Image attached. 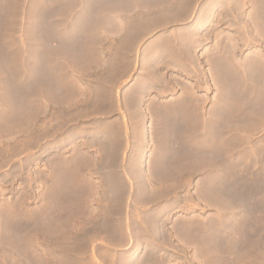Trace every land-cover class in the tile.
I'll return each mask as SVG.
<instances>
[{"label": "rangeland", "instance_id": "1", "mask_svg": "<svg viewBox=\"0 0 264 264\" xmlns=\"http://www.w3.org/2000/svg\"><path fill=\"white\" fill-rule=\"evenodd\" d=\"M3 1L0 264H264V0Z\"/></svg>", "mask_w": 264, "mask_h": 264}, {"label": "bare ground", "instance_id": "2", "mask_svg": "<svg viewBox=\"0 0 264 264\" xmlns=\"http://www.w3.org/2000/svg\"><path fill=\"white\" fill-rule=\"evenodd\" d=\"M4 1H5V0H4ZM4 1H3V2H4ZM4 3H7V2H4ZM20 4H21V3H20ZM17 5H18V3H17ZM21 5H22V4H21ZM5 7H6V6H5ZM9 7H10V6H9ZM15 10H16V9H15ZM20 10H22V9H20ZM19 17H20V16H19ZM6 23H7V22L4 21V24H6ZM10 23H11V22H10ZM4 24H2V25H4ZM6 25H7V24H6ZM10 25H11V24H10ZM9 27H10V26H9ZM4 28H6V27H4ZM11 28H13V26H12ZM2 29H3V28H2ZM9 29H10V28H9ZM5 30H6V29H5ZM7 32H8V31H7ZM0 33H1V32H0ZM5 34H6V32H5ZM1 37H2V35H1ZM20 38H21V37H20ZM20 38H19V39H20ZM4 39H5V38H4ZM7 41H9V40H7ZM5 43H6V42H5ZM6 44H7V43H6ZM8 44H9V43H8ZM4 47H6V46H4ZM7 47H8V46H7ZM21 47H22V46H21ZM0 48H1V47H0ZM2 48H3V46H2ZM15 48H16V47H15ZM5 49H6V48H5ZM5 49H4L3 52H2V56H3V57H2V59H0V61H2V60H3V61H6V59H7V58L5 59V55H7L8 53L5 52V51H6ZM1 50H2V49H1ZM1 50H0V51H1ZM3 53H4V54H3ZM20 54H22V51L20 52ZM8 55H9V54H8ZM0 57H1V55H0ZM6 57H7V56H6ZM7 60H8V59H7ZM14 60H15V59H14ZM20 60H21V59H20ZM6 62H7V61H6ZM13 62H14V61H13ZM22 62H23V61H22ZM263 70H264V69H263ZM263 70H262V71H263ZM222 73H223V72H221V74H219V75L221 76ZM258 74H259V76H260V73H258ZM251 75H252V73H251ZM221 77H223V76H221ZM223 78H225V77H223ZM260 78H261V76H260ZM226 79H228V78H226ZM244 82H247V81H244ZM248 82H249V81H248ZM227 83H228V81H227ZM249 83H250V82H249ZM241 84H242V83H241ZM243 84H244V83H243ZM252 84H253V83H252ZM227 85H228V84H227ZM227 85H226V86H227ZM244 85H246V84H244ZM228 86H229V85H228ZM241 86H242V85H241ZM251 86H253V85H250V87H251ZM223 87H224V86H223ZM231 87H233V86H230V89H231ZM246 87H248V85H246ZM233 88H234V87H233ZM248 88H249V87H248ZM253 88H254V87H253ZM222 89H223V88H222ZM236 89H237V88H236ZM224 90H225V88H224ZM227 90H228V89H227ZM227 92H229V91H227ZM227 92H226V93H227ZM226 93H225V94H226ZM229 93H230V92H229ZM229 93H228V94H229ZM231 93H232V89H231ZM220 94H221V93H220ZM223 95H224V93H223ZM223 95L221 94V96H223ZM226 95H227V94H226ZM240 95L242 96V94H240ZM240 95H239V96H240ZM231 96L233 97V94H232ZM234 96H235V95H234ZM245 96H246V95H245ZM224 97L226 98L225 95H224ZM242 98H243V97H242ZM245 98H246V97H245ZM250 98H251V97H250ZM243 99H244V98H243ZM221 100H222V99H221ZM250 100H251V99H250ZM244 101H245V100H244ZM262 102H263V101H262ZM245 103H246V102H245ZM252 103H253V102H252ZM263 103H264V102H263ZM219 104H221V103H219ZM224 105H225V104H224ZM219 106H220V105H219ZM219 106H217L219 109L217 108V109L215 110V112H214L215 115H216V114H219V110H220V108H223V106H221V107H219ZM227 106H228V105H226V108H227ZM239 108H240V107H239ZM261 108H262V107H261ZM224 109H225V107H224ZM236 109H237V108H236ZM221 111H222V109L220 110V112H221ZM224 111H225V110H224ZM224 111H222V113H223ZM242 111H243V110H242ZM227 112H228V111H227ZM229 112H230V111H229ZM232 112H233V110H232ZM243 112H244V111H243ZM262 113H263V112H262ZM224 115H225V114H224ZM221 117H222V116H221ZM226 117H227V116H226ZM221 120H222V119H221ZM250 120H251V119H250ZM221 122H222V121H221ZM227 122H229V121H227ZM247 122H248V121H247ZM218 193H219V192H218Z\"/></svg>", "mask_w": 264, "mask_h": 264}, {"label": "crops", "instance_id": "3", "mask_svg": "<svg viewBox=\"0 0 264 264\" xmlns=\"http://www.w3.org/2000/svg\"><path fill=\"white\" fill-rule=\"evenodd\" d=\"M187 113H188L187 107L182 106V105L181 106L172 107L169 110V114H172V115H182V114L184 115V114H187ZM164 161L167 162V160H164ZM168 161L173 162V159L169 158ZM159 162L161 163V162H163V160H160ZM104 242H106V244L109 245V246L111 245L110 243H108L109 242L108 241V237L105 238Z\"/></svg>", "mask_w": 264, "mask_h": 264}]
</instances>
